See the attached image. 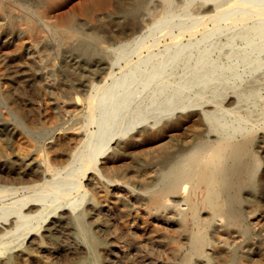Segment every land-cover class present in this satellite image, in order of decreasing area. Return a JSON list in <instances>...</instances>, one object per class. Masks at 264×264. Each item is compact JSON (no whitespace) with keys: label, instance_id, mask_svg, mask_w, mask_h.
Masks as SVG:
<instances>
[{"label":"bare ground","instance_id":"6f19581e","mask_svg":"<svg viewBox=\"0 0 264 264\" xmlns=\"http://www.w3.org/2000/svg\"><path fill=\"white\" fill-rule=\"evenodd\" d=\"M61 1L0 0V102L7 109L0 110V136L16 139L20 148L18 153H7L0 140L1 171L21 179L17 181L20 187L8 189L18 191L47 182L42 151H46L48 172L71 170L89 136L86 124L74 118L86 113L92 92L107 86L113 74L107 56L113 49L109 42L119 41L122 34L133 36L118 47L136 42L142 34L134 33L149 30L171 3L160 0L162 10L156 17L158 8L146 6L148 0H100L93 10L83 8V16L60 18L56 13ZM110 5L120 7L134 28L128 24L113 29L108 22L112 15L106 11ZM211 9L208 4L200 11L195 8L198 12ZM144 10L151 25L141 17ZM99 28L107 34H101ZM261 61L257 64H263ZM252 69L247 74L256 67ZM238 75L241 81L242 75ZM224 76L229 79L227 73ZM234 76L230 77L233 81ZM227 80L228 84L231 80ZM219 84L214 85L219 88ZM222 90L216 93L224 97ZM252 90L256 97L262 95ZM233 93L225 94L224 100L220 95V103L214 95L207 99L209 103L214 99L218 106L200 107L202 103L187 110L189 102H185L187 105L179 106L180 112H162L152 120L137 117L109 133L102 147L101 140L78 170L77 193L50 203L29 196L18 201L15 212L3 217L0 264H264V104L256 107L262 109L259 112L249 107L255 111L242 118L241 113L247 114L249 109L237 111L241 115L236 110L245 104L248 93ZM259 98L256 102H261ZM218 111H234L240 117L230 119L228 115L230 121L224 120ZM10 115L26 121L31 133L53 136L43 145L13 123Z\"/></svg>","mask_w":264,"mask_h":264},{"label":"rangeland","instance_id":"374dc122","mask_svg":"<svg viewBox=\"0 0 264 264\" xmlns=\"http://www.w3.org/2000/svg\"><path fill=\"white\" fill-rule=\"evenodd\" d=\"M98 1L100 0H62L60 3L61 10L56 13V16L60 18H65L69 15L83 16V8L89 7L90 10H93L94 5H96ZM194 1L195 0H171V3L168 5L169 9L167 8V11H164L165 15H163L164 13L162 15L160 14L161 18L158 22L151 26L149 30L144 29V31L141 32V29H138L134 33L136 35L142 34L141 38L136 42L118 47L121 41H127V39H130L133 36V34H131V36L122 34L119 35L121 36V39L119 41L109 42L108 45L113 47V49L109 50V54L107 53V56H110L108 57L111 59L110 62L111 66L113 67L112 77L107 80V86H104V88L92 92L93 95L91 104L88 106V110L86 109V113H82L81 115L74 118V120H77V118H79L80 121L86 124L87 135H89L88 145L87 147H85V149H83L81 157L78 159V161L75 162L71 170H63L59 173H55L54 171L48 172L46 151L40 152V156L44 160V168L47 170V182L41 186L39 185L28 189H20L18 191L14 189H8L7 187H20L21 185H19L17 181H20L21 179H19V177H16L13 173H4L5 171L2 172L0 169V222L3 221L4 216L15 212L14 210L16 209L17 203L20 199L34 196L39 197L40 199L43 198L45 199V201L43 200L44 202L50 203L58 200L59 197L77 193V185L80 181L78 173L81 168L90 160L93 155L92 152L97 151V144L100 145V142L102 140L103 143L100 146L102 147L107 139L106 137H108V134H112V131L119 127H126V122L127 125H130L132 121L134 122V120H137V117H144L152 120V118H155L157 116L166 114L168 115L172 112L177 113L182 109H179V106L185 105L187 102H189V105L185 106L187 110L192 109V107L194 106L198 107L202 105V103L203 105L200 107H213L215 104V106H218V104L220 103V95L222 96V94L218 95V93H220V89H224L222 91H225L223 92L224 97L222 96L223 100L225 99V97L227 98L228 95L232 96L234 94V91H238V93H235L236 95L242 93L245 96L247 93L250 94V91L252 89H254L252 91H255L257 95L262 94L264 96V85L263 82H260L262 81V78L264 79V75L263 77L260 76L261 74H264V62H262L264 61V35L259 36L260 32L261 34H263L262 32H264V0ZM175 4L178 7L174 6ZM204 4H208L212 7V9L207 12H198L200 11V7H202ZM110 6L106 7V11L110 12V14L112 15V19H108V22L110 23L109 25L113 27V29H118V27H127L128 24V28H134L130 26V22H127L128 19L125 18L120 7L116 5ZM146 6L151 7L152 10H156L158 8V11H156L157 13L155 12V16L159 17V12L162 10V2L160 0H148ZM173 6L176 9L173 10ZM194 7L198 11L195 10ZM141 14V17L144 16V18L142 19L145 20V23L147 22V25H151L152 20L147 15V12L144 10L141 12ZM115 21H117V23ZM255 27L257 29L255 31L252 30L255 29ZM259 29L260 32L258 33ZM250 30H252L251 35L249 34ZM99 31L101 34H107L106 31L102 28H99ZM247 35L250 36L249 39ZM244 38H247L249 42H247ZM246 43H251L253 45L250 44L251 48H249L250 45L248 44V46ZM260 47H262L261 50ZM257 49L260 51H258ZM242 52L246 54L243 55ZM255 57L258 58L256 59ZM259 59L262 60L261 62L263 63L260 64L262 65L260 68H258L260 65L257 64L260 63ZM56 60V62L60 64V61L58 59ZM249 62H252L250 63V65L255 66L256 69L255 67L248 66ZM248 67L249 69H251V71H254L252 68L255 69V72L251 73L252 75L250 73V75L247 74L248 72H251L249 71ZM232 69L239 70L236 71V73L240 72L239 75L238 73L237 75H242L241 84L239 83L241 82L239 81L240 78L238 79L237 75L234 76V74L236 73H234L235 71ZM257 69L259 71L260 69H263L262 73ZM256 71H258L257 74H260H258L259 76L256 74L254 75ZM230 72L231 74L233 72L232 75L235 77V82L232 78L230 79V77H232V75L229 74ZM224 73H227V78H229L228 80L225 77L226 75L224 76ZM220 74H222L224 77ZM243 74H245L246 76H244ZM217 75L225 79L223 80ZM193 76L197 79H194ZM216 76L218 79L214 78ZM250 76H254V78ZM251 78H253L252 81L257 78L260 81L254 80L252 82L250 81ZM212 79L215 80L212 81ZM219 79L222 81L218 82ZM192 80L193 82H191ZM197 80L199 81V83L197 82ZM207 80H210L211 82ZM226 80L227 82L231 80L228 83L230 85L229 87H232V85L234 87L237 86V84H240V86L238 85L239 87L237 86V88L241 89V91L243 90L244 92H247H241L238 89L236 90V88L235 90L231 89L233 90V92H230L228 84L224 82ZM255 81L257 82V84L259 83L258 85H260V87L256 85ZM104 82L105 81H103V83ZM212 82H214L215 85H218V83H222L219 84V86L222 85V88L215 87ZM215 82L218 83L216 84ZM231 82L234 83L232 84ZM208 83L213 87L210 88L211 86L209 87V85H207ZM224 83L227 85L228 90L226 89V85L223 86ZM243 83H247L246 86L248 87V89H246V86L243 85ZM253 83H255V85L257 86L256 89L254 88L255 86H253ZM182 84L185 85L184 88L182 87ZM242 85L245 86V90L244 87H241ZM250 85L252 86V89H249ZM261 85L263 88L261 87ZM205 88L208 90H206ZM213 88H216L214 89L215 93L218 92L216 93V95L213 92ZM258 88H261V90H257ZM203 90H206L202 93L203 95H205L202 97H205L206 102L205 99L201 97V91ZM210 92H213V95L215 97L212 95V93L210 96ZM226 92L228 93V95L226 94ZM172 93L173 95L176 93V96H173ZM177 93L179 94L178 96ZM195 93L200 94L193 96L195 95ZM251 94L248 97L247 95L245 97L243 96L245 98L244 102L246 104V102H249V100L251 99V102L249 103L251 104L253 101V105L255 106L247 103L246 107H244L245 104H243L240 110L237 109L236 112H240L241 110L245 111L246 109H249V111H246L248 112L247 114L240 112L242 115L238 114L237 112V114L241 115V117L243 115L244 118L247 117L246 115L249 116V113L255 111L256 107L262 106L263 108L262 104H264V102L262 101V99H264V97L261 95L263 97L261 99L259 98L261 96L256 97L254 95V92H252ZM197 96H200V98ZM212 96L213 98H217L215 100H217V102L219 101L218 104H214V99L212 100L213 102H211L214 105H211V103L207 102L212 99ZM176 97H178L180 100ZM190 97V100H192L191 103L190 101H188ZM209 97L210 100H207L209 99ZM222 97L221 102L223 101ZM254 97L256 98L254 99ZM246 98H248L249 100H246ZM257 98H259V101L261 100V102H256ZM102 99L104 102L102 101ZM202 100L203 102H201ZM196 102L199 103V105L196 104ZM158 103H160V106H158ZM170 103L173 104L171 105ZM145 104L146 106H144ZM174 105L176 106L174 107ZM251 106L255 108L250 109ZM160 108L163 111H161ZM150 109L151 111H148ZM174 109L177 111H173ZM260 109L261 108H256L258 112L262 110ZM0 110L7 111V109L1 102ZM231 112H227L226 114L218 111L216 112V114L220 116V114L223 113L225 117L222 114L221 117L224 120L228 121H230L232 116H236L233 119L240 117L235 115L234 111L232 113ZM160 113L162 114L159 115ZM142 114L145 115L143 116ZM228 115L230 116V119L228 118ZM114 117L116 119H114ZM10 119L13 123L20 124L22 128L25 129V132L28 135L30 134L43 145L47 143L53 136V133L48 132L31 133L30 130H28L26 121H21L15 116H11ZM101 120H103V122ZM98 126L100 127L98 128ZM111 127L112 129H110ZM98 129L100 130V132ZM105 129L106 131H104ZM96 132H98L97 135ZM103 133L107 135H104ZM101 134L103 136L101 139H99V136H101ZM0 140L5 144V151L7 153L20 152V148L16 139L10 140L6 135H1ZM93 140L94 143L96 142L94 145ZM11 217H13V215Z\"/></svg>","mask_w":264,"mask_h":264}]
</instances>
